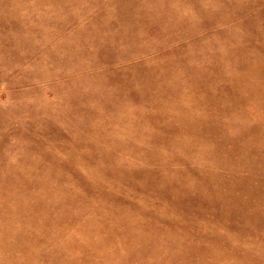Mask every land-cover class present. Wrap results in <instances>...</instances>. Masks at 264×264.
<instances>
[{
	"label": "rangeland",
	"instance_id": "obj_1",
	"mask_svg": "<svg viewBox=\"0 0 264 264\" xmlns=\"http://www.w3.org/2000/svg\"><path fill=\"white\" fill-rule=\"evenodd\" d=\"M0 264H264V0H0Z\"/></svg>",
	"mask_w": 264,
	"mask_h": 264
}]
</instances>
